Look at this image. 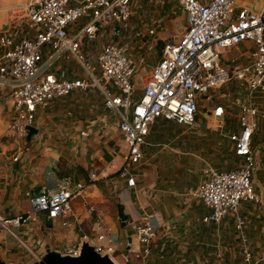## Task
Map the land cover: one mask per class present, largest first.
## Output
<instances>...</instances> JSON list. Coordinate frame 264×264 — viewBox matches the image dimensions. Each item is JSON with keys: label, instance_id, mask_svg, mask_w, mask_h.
Masks as SVG:
<instances>
[{"label": "built area", "instance_id": "2783aa9c", "mask_svg": "<svg viewBox=\"0 0 264 264\" xmlns=\"http://www.w3.org/2000/svg\"><path fill=\"white\" fill-rule=\"evenodd\" d=\"M175 1L185 14L186 25L178 37L164 42L159 60L137 91L128 45L107 40L96 54H88L82 48L84 39L91 46L101 31L119 36L118 25L128 21L133 11L131 0H27L29 34L16 39L6 30L0 31V90L13 103L7 132L14 140H24L38 108L77 90L92 89L117 118L126 147L118 176L127 186H133L134 166L145 155L149 128L154 121L193 126L203 102L222 131L234 104L238 108L237 129L229 131L226 137L232 143L236 164L225 170L207 165L196 196L208 208L203 222L219 224L227 214L235 216L241 231V264H257L242 232L238 209L242 202L261 200L253 185L258 163L253 141L259 123L264 120V0L257 8L237 5L239 0ZM242 43H247L250 52L241 54L234 66L222 63L220 53ZM63 58L74 60L82 75L71 79L57 76L54 67ZM232 80L240 81V87L244 85L245 89L242 98L235 102L223 89ZM90 178L98 177L92 173ZM85 186L68 175L60 176L53 188L40 186L30 198V208L24 216L0 215V231L12 235L31 261L38 260L39 254L17 237L15 229L34 212L44 213L50 222L60 220L67 225L71 199L82 194ZM87 212L92 216L93 206ZM155 217L149 214L134 226L136 239L142 245L141 250L133 253L136 259L150 253L160 226ZM92 224V232L84 233L77 245L61 252L77 256L81 244L88 242L97 252L108 254L120 264L115 260L120 241L98 219ZM122 264H130L129 257L124 256Z\"/></svg>", "mask_w": 264, "mask_h": 264}, {"label": "crops", "instance_id": "0c3cea01", "mask_svg": "<svg viewBox=\"0 0 264 264\" xmlns=\"http://www.w3.org/2000/svg\"><path fill=\"white\" fill-rule=\"evenodd\" d=\"M131 3L132 14L128 21L118 25L121 31L119 36H113L108 30L101 31L91 46L84 39L82 48L88 54H96L100 46L107 40L131 46L132 51L139 52L135 56L133 52L128 51L134 69L133 82L139 89V80L141 79L143 83L144 77L159 60L164 42L175 39L183 31L186 17L181 10L185 25L180 31L172 30L170 23H168L169 31L166 26L162 27L160 24L155 27L145 26V23H142L143 19L147 13L150 14L153 5H159L163 14L168 16H172L171 13H178L176 9L180 10L179 5L175 0H172L171 4L166 0H131ZM174 5H176L175 9ZM1 16L0 13V29L4 23ZM167 21L169 22L170 19ZM4 30L16 39L29 34L26 28L22 31ZM72 30L73 27L70 32ZM137 33L139 34L137 35ZM244 45L246 46L247 43ZM0 53H2L1 48ZM54 70L61 78L71 79L82 75L78 64L71 59H61L56 63ZM141 87L142 85L140 89ZM109 112L112 113L104 107L102 99L94 90H77L38 108L33 124L37 130L36 133L30 138L26 136L21 141L14 140L7 132L8 121L13 114V103L7 97L6 92L0 90V215L4 217L24 216L30 208V198L39 190L40 186L45 185L53 188L62 175L70 176L74 182L80 181L86 184L82 194L71 199V214L67 225H63L60 220L50 222L44 213L34 212L30 214L27 221L15 229L17 237L39 255L44 253L47 248L62 251L65 247L77 245L84 233L92 232L93 220L98 219L102 225L110 228L112 235L117 237L121 243L117 249L120 252L116 254V251L115 253V260L118 263L122 264L124 256H127L130 259V264H148L152 256L153 242L157 243L160 239L165 238L170 230V220L168 219L170 215L165 202L170 198L166 193L170 192V184L175 181L176 171L179 172V176L189 175V179L194 178L193 181L196 183L193 182L190 193L197 198L198 185L205 177L204 170L207 165L218 170L228 169L214 167L212 163L204 160L198 174L196 167L184 163H176L175 167L166 165L161 160L163 157L159 153L160 151H153L150 148L155 145L148 137L151 128L163 121L157 120L150 125L147 136L149 141L147 140V145L144 147L145 155L134 166L135 183L133 186H127L126 181L118 176L126 147L120 135L117 118L114 115L112 119H108L107 113ZM206 113L208 118H212L208 112ZM206 123L208 125V119H206ZM196 124L193 126L178 125L193 128ZM229 131L233 130L224 131L225 137ZM181 142L179 141V143ZM171 149L180 155H190L189 158L194 159L195 163L198 162V157L194 152L180 151L182 149L179 150V147ZM150 152L154 159L146 160V154ZM233 156L235 158L233 165H235L237 157L234 153ZM14 157L17 159L14 160ZM178 158L180 159L181 156L178 155ZM256 158L258 163L253 173V185L260 194L261 200L257 203L242 202L241 212L238 211V213L242 218V232L246 236L248 235L247 244L251 253L253 244L255 247L261 248V251H258L259 258L257 259L260 261L264 260V233L262 232L264 226L260 228L262 233L259 232L260 234L256 238H251L245 232L248 226L245 207L250 205L249 203H252L254 209H262L264 214V156L256 155ZM190 166L193 169H190ZM92 173H96L97 180H91ZM258 173H262L263 176L258 177ZM187 177H184L186 181L189 180ZM160 190L164 194L155 193ZM197 201L191 210L195 222L189 226L191 230L195 231L194 236L197 235V228L203 225L219 226L221 223L230 222V220L234 222L237 229L233 214H230L229 218L224 217L219 224L203 222L202 218L208 212V208L198 198ZM89 206L94 208L92 216L87 212ZM190 206L192 205L190 204ZM199 207L201 208L198 209ZM149 214L156 216L155 220L160 226L157 229L156 238L151 243L149 255L136 259L133 257V253L141 250L142 245L136 239L134 226L143 222ZM40 216L45 222L39 219ZM128 227L132 232L128 231ZM178 230L181 231V228ZM237 230V238L240 240L239 253L242 257L241 231ZM186 232L187 229L180 232V239L185 237ZM194 236L192 235L191 239ZM217 251L222 254L220 249ZM0 256L7 263L26 264L31 262L25 248L12 235L4 231H0ZM188 258L183 255L179 259V264H224L225 262L220 254L215 255L212 260H205L202 263H194Z\"/></svg>", "mask_w": 264, "mask_h": 264}, {"label": "rangeland", "instance_id": "374dc122", "mask_svg": "<svg viewBox=\"0 0 264 264\" xmlns=\"http://www.w3.org/2000/svg\"><path fill=\"white\" fill-rule=\"evenodd\" d=\"M26 1L27 0H0V13L4 21L3 27L0 31L4 29L22 31L26 28ZM260 1L261 0H239L236 4L256 8ZM166 2L171 4L172 0H166ZM151 8L152 11L150 14L147 13L143 19L142 23H145V26L155 27V25L160 24L162 27L166 26L168 31V23L171 24L170 27L172 30L177 29L180 31L184 27L185 20L180 6V10H178V8L176 9V12L178 13H171L173 17L164 15L159 5H153ZM173 8L175 9L176 5H174ZM168 19H170L169 22L167 21ZM131 49V46L128 47V50L133 52L135 56L139 53L137 51H132L133 49ZM249 52V49L242 43L239 47L233 48L226 53L221 52L220 59L222 63L234 66L241 60V54H248ZM141 63L143 62L141 61ZM233 69L235 70V68ZM142 84V80L140 79L139 89H137V91H140V86ZM224 88L229 93L233 102L237 99H241L245 90L244 85H241L240 87V81L238 80H232L225 85L223 89ZM206 112V105L201 102L197 113V124L193 128L165 121H161L152 126L148 137L150 141L155 143V145L150 148H152L153 151H160L159 153H161L163 157L161 159L162 162H165L169 167H175L177 165L176 163L191 165L197 168V174L200 173L203 160L212 163L214 167L218 168L223 167L225 169L234 166L235 158L233 156L232 146L224 136V131L237 129L236 117L238 108L233 104V109L230 111V115H226V128L224 131L219 130L216 126V121L213 118H208ZM107 115L108 119L114 117V114L110 112L107 113ZM206 119H208V125ZM176 136L178 137L175 138ZM179 141H182L181 143L183 144L181 145ZM28 142H30V140H28ZM253 145L254 153L259 156H264V120L259 123ZM178 147L179 150L182 149L180 151L194 152L198 157V162L195 163L194 159L189 158L191 157L190 155H180L171 151V148ZM178 155L181 156L180 159L178 158ZM151 159H154V157L150 152L149 154H146V160ZM191 166L189 168L193 169ZM176 173L177 175L174 176V183L172 182L170 184V192L167 191L166 193L170 198L165 202L167 212L170 215L168 217L170 220V230L165 238L160 239L157 243L156 241L153 242L152 256L148 261V264H179V259L183 255L187 258L189 257L188 259L194 261V263H202L205 260H212L217 254L222 256V260L225 261L224 264H241L242 257L239 253L240 240L237 238L238 230L232 220H230V222H225L224 224L221 223L219 226L210 224L203 225L197 228V235L194 236L195 231L191 230L189 226L191 223L195 222L191 210L195 207V202L198 201L197 198L190 193V187L192 188L193 182L196 183V181H193V177L189 179V175L179 176V172L176 171ZM260 176H263V174L258 173V177ZM184 177L189 179V183ZM155 193L164 194L162 190L155 191ZM190 204L192 206H190ZM249 204L250 205L245 207L248 219V226L245 229V232L246 234H249L251 238H256L260 233H264V231L260 232V228L264 226V214L262 213V209H254L253 205H251L252 203ZM200 208L201 207L198 209ZM241 208L242 205L238 209L239 212H241ZM229 215L230 213L225 217L229 218ZM39 219L45 222L42 216H40ZM178 228H181V231L178 230ZM184 229H187V232L185 237H181L183 239H180L179 234ZM128 231L132 232L130 227H128ZM192 235L194 237L191 239ZM259 241H261V239H259ZM218 249H220L222 254L217 251ZM258 251H261V248L255 247L253 244L252 256L255 261L259 258ZM119 252L120 250H118L116 254ZM257 264H264V260L257 261Z\"/></svg>", "mask_w": 264, "mask_h": 264}, {"label": "water", "instance_id": "95a60500", "mask_svg": "<svg viewBox=\"0 0 264 264\" xmlns=\"http://www.w3.org/2000/svg\"><path fill=\"white\" fill-rule=\"evenodd\" d=\"M33 126L28 127L27 138L36 133ZM0 264H14L5 262L0 256ZM26 264H116L108 254L97 252L93 245L83 242L77 256L64 254L61 251L47 248L39 255L38 260Z\"/></svg>", "mask_w": 264, "mask_h": 264}]
</instances>
